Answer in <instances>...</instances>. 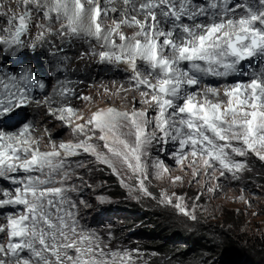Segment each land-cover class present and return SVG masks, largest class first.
Instances as JSON below:
<instances>
[{
    "label": "snow or ice",
    "instance_id": "obj_1",
    "mask_svg": "<svg viewBox=\"0 0 264 264\" xmlns=\"http://www.w3.org/2000/svg\"><path fill=\"white\" fill-rule=\"evenodd\" d=\"M121 2L123 7L117 0H107V6L101 0H0V44L22 47V37L40 17L47 23L37 25L41 31L28 45L35 49L46 35L54 34L53 22L58 23L56 35H85L97 42L100 51L93 55L100 62L126 65L140 103L147 106H133L131 111L109 106L87 117L77 115L70 105L50 107L49 115L71 128L76 139L56 144L45 128L50 150L42 151L34 125L21 111L32 101L25 88L12 91L18 82H31L32 69L26 66L6 76L7 94L0 97V178L15 187L0 189V208L18 210L0 225V233L8 236L7 245L0 244V264H133L130 252H106L94 233L78 229L76 213L70 210L76 204L65 195L74 190L64 184L70 175L69 157L87 153L116 175L127 168L146 196L151 193L144 183L149 176L143 158L153 141L177 143L175 163L182 171L190 168V183L201 184L211 194L221 187L219 177H236L245 169L232 154L254 153L264 161V72L229 84L222 95L220 87L207 85L203 91H190L207 77L232 76L243 61L264 60V0ZM109 13L115 15L105 27ZM123 27L135 31L128 36ZM94 141L103 142L106 151ZM77 167H86V162H77ZM152 168L157 178L170 176L163 160L154 161ZM171 180L182 183L183 177ZM173 197L179 213L195 221L183 197L162 192L160 201L173 204ZM239 199L251 203L243 195Z\"/></svg>",
    "mask_w": 264,
    "mask_h": 264
},
{
    "label": "rangeland",
    "instance_id": "obj_2",
    "mask_svg": "<svg viewBox=\"0 0 264 264\" xmlns=\"http://www.w3.org/2000/svg\"><path fill=\"white\" fill-rule=\"evenodd\" d=\"M2 2L9 3L10 0H2ZM12 2L14 4V0H12ZM138 2L139 0H137V3ZM196 2L204 3L205 0H196ZM235 2L236 0H233V3ZM101 3L107 6V0H101ZM117 4L120 7L123 6L121 0H117ZM113 15L115 14L109 13V18L104 20L103 23L105 27L111 25ZM140 18L143 19V17ZM3 19V17H0V21ZM44 23L47 22L40 17L33 20L30 34L22 37L24 42L22 47L9 49L6 48L5 45L0 44V63H6L8 61L7 58L16 51L29 52L30 58L26 61L28 62L27 65L31 62L30 65L32 66L33 64L37 65V62H42L43 65L48 63L46 69L41 67L40 69L37 68V71L34 69L36 74L39 73L40 70L46 72H44L42 76H44L47 85L44 86L42 94L38 95L33 102L30 103L28 109L22 113L23 117L26 118V122H30L34 125V135L41 141L40 148L42 151L50 150V140L48 135L45 134V128L51 131V139L56 144L76 139L71 128L65 127L61 121L49 115L50 107L60 108L63 105H70L76 110L77 115H83L85 117L90 116L92 112L99 108H106L109 106L122 111H131L133 106L137 109L147 107L140 103L141 97L139 92L133 89L132 82L129 79L132 73L127 69L126 65L117 64L115 62L102 63L99 61L98 55H93V53H98L100 51L94 39L85 35H56L55 33L59 30L60 25L53 22L52 32L54 34L46 35V39L42 43H38L35 49L29 47L28 45L33 42L36 35L41 31L37 25ZM0 27H3L2 23H0ZM122 31L126 35L131 36L135 29L131 28L129 30L127 27H123ZM117 42H119L118 38ZM60 46L71 51L66 53L67 56L72 59L69 65L74 71V73H72L74 76L72 81L78 83L77 86L79 88L77 90L81 92L76 93V101L71 103H65V101L68 100V94L62 95V92H70V89L64 87V82H59V87L57 88L50 86L55 81L49 73H56L58 70L57 67L52 66L54 64V50ZM40 52L44 53L42 54L44 57L39 54ZM56 61L59 62L58 60ZM254 72H264V60L254 58L251 61H243L238 71L232 76L227 78L207 77L199 88L190 89V91H203L205 85H207L211 87H220L222 95L224 87L237 81H246ZM68 86H70V83ZM106 89L108 91H105ZM125 89H127V91H125ZM78 97H90V99L82 100L78 99ZM35 101H39V103ZM31 113H33L32 116L28 117V114ZM149 113L151 115L155 114L151 109H149ZM75 123H83V121L75 120ZM94 143L97 144L100 150L106 151L102 148L103 142L94 141ZM177 149L178 144L170 140L166 144L153 141L152 144L147 147L148 155L143 159L148 165L147 172L149 178L145 180L144 183L148 192L151 193L150 196H146L139 191L137 183L138 178L127 168H120V175H116L113 174L111 168L107 165L96 163L95 157L87 153L82 152L79 156L69 157L68 161L71 163V168L68 170L70 175L64 184L66 187H70L74 190L66 192L65 195L69 198L70 202L76 204V207L70 210L76 213L75 219L78 229H82L86 233H94L96 237L99 233V239L103 237V235L101 234L102 232L99 231L97 224L101 222L100 218L104 217L103 214L114 211V215L116 212L119 215H123V210L130 208L129 205H135L143 210H152V212L155 213L160 211L170 212L177 217V222L185 223L188 227L193 229H196V227L200 225H205L209 228H216L223 225L224 229H231L234 223L228 222V218H230L229 214H233V217L230 219L235 218L233 220L240 223L239 231L240 233H244L243 236L248 238L254 237L258 240L264 239V187L258 184H252L249 189L240 187V182L246 181L249 174L248 170H246V161L250 159L261 160L254 153H247L243 157L232 154L234 160L243 161L245 163V169L237 173L236 177H233L232 174L219 177L221 187L214 194H211L205 191L201 184L190 183V181H192L191 169L185 168V170L182 171L181 167L177 165L174 158H172V154ZM156 160L164 161L170 169V176L167 174H165L163 178H157L155 176V169L152 168V163ZM79 161L86 162V167H77V162ZM21 175L23 174L21 173ZM175 176H182L183 182L174 184L171 177ZM56 179L59 180V177H56ZM121 179L124 181L123 186L121 184ZM200 179L202 181L203 177L201 176ZM231 183L237 186L233 188L230 186ZM14 187L15 186L8 180L0 178V189H12ZM162 192L167 193L168 196H173V194H175V196L183 197V203L190 211H194L197 219L192 221L180 214L174 207V203L176 202L175 197H173V204H168L167 202L161 203L160 196ZM201 192H203V195L197 200L196 197ZM241 195L244 196L245 200L251 203L246 204L242 202L239 199ZM81 201L85 203H81ZM65 207H67V205ZM17 210L18 209H12L10 207L0 208V225H6L7 214ZM102 210L104 211L102 212ZM95 215H98L95 219V224L85 223L87 219ZM111 215L112 213L109 214L107 218ZM116 223L120 222H110L107 227L117 229L120 224ZM7 242V233H0V244L7 245ZM134 243L135 242H130L129 244H133L135 247H141ZM112 249L113 248H110V251ZM120 252L122 253V251ZM130 253L134 255V253ZM149 256L152 259L150 264H158L155 255L150 254ZM220 258L224 259L221 262L222 264H242L241 262L238 263V261H241L240 257L232 258V256L225 255ZM181 259L182 257L175 256V260L172 264H178ZM187 260H185V262L182 261L181 264H196L202 259L193 257ZM250 260L255 261L256 264H264V258H253Z\"/></svg>",
    "mask_w": 264,
    "mask_h": 264
},
{
    "label": "trees",
    "instance_id": "obj_3",
    "mask_svg": "<svg viewBox=\"0 0 264 264\" xmlns=\"http://www.w3.org/2000/svg\"><path fill=\"white\" fill-rule=\"evenodd\" d=\"M246 164L249 174L246 181L240 182V187L249 189L252 184L264 187V162L250 159ZM230 186L235 188L237 185L231 183ZM129 207L122 211L123 215L117 212L114 215V211L103 214L104 217L100 218L101 222L97 225L103 235L99 241L104 246V250L132 252L133 264H150L152 260L150 254L156 256L158 264H172L175 256L182 257L178 264L193 257L202 259L196 264H222L224 259L220 257L225 255L232 258L240 257L241 261L238 263L242 264H256L250 259L264 258V239L243 236L244 233L239 231L240 223L233 220L235 218L230 219L233 214H229L230 218H228V222L234 223L231 229L226 230L223 225L216 228L200 225L201 227L193 229L185 223L177 222V217L170 212L155 213L135 205ZM111 213L112 215L107 218ZM97 217L98 215H95L85 223L95 224ZM114 221L120 222L116 223L120 224L117 229L107 227L108 223ZM130 242H135L134 244L141 247H135L129 244ZM110 248L113 249L110 251Z\"/></svg>",
    "mask_w": 264,
    "mask_h": 264
},
{
    "label": "bare ground",
    "instance_id": "obj_4",
    "mask_svg": "<svg viewBox=\"0 0 264 264\" xmlns=\"http://www.w3.org/2000/svg\"><path fill=\"white\" fill-rule=\"evenodd\" d=\"M120 4H121V3H120ZM122 7H123V6H122ZM127 29L130 30L131 28H128V27H127ZM57 49H58V48H57ZM69 51H70V50H69ZM16 52H18V51H16ZM16 52H15V53H16ZM70 52H71V51H70ZM15 53H14V54H15ZM39 54H40L42 57H44V56L42 55V54H44L43 52H40ZM7 60H9V58H7ZM57 60H58V59H57ZM39 62H40V60H39ZM49 62H51V61H49ZM26 63H27V62H26ZM60 64H61V65H64V64H62V63H60ZM23 65H24V64H23ZM45 65H46V66H45ZM45 65H43L42 62H40V63L37 62V65H33L32 68L35 69L36 71H37V68L40 69V67L43 68V69H46L48 63L45 64ZM44 72H45L44 70H43V71L40 70V71H39V74L44 75ZM45 73H46V72H45ZM73 77H74L73 74H71L70 76H67V77H65L64 79H61V78H59V76H58L57 74H55V78L58 79V82H56V80L54 79L55 82H54L52 85H50V86H51V87L54 86V87L57 88V87H59V82H64V87L67 86V88H68L69 83H70V86L77 85L78 83H77L76 81H72V78H73ZM38 79H40V77H38ZM41 80H42V79H41ZM43 82H44V81H43ZM75 82H76V83H75ZM45 83H47V82H44V84H45ZM46 85H47V84H45V86H46ZM71 89H73V87L70 88V90H71ZM54 91H55V90H54ZM80 93H81V92H80ZM67 94H68V92H67ZM76 98H77V96H76L75 98L71 99V100H66L65 103H71V102H74V101H76ZM29 106H30V104L27 106V108H28ZM145 106H146V105H145ZM27 108H26V109H27ZM24 111H25V110H24ZM32 114H33V113L28 114V115H29L28 117L32 116ZM28 117H27V118H28ZM33 117H34V116H33ZM33 117H32V118H33ZM35 121H36V120H35ZM29 123H30V122H29ZM4 217H5V216H4Z\"/></svg>",
    "mask_w": 264,
    "mask_h": 264
},
{
    "label": "clouds",
    "instance_id": "obj_5",
    "mask_svg": "<svg viewBox=\"0 0 264 264\" xmlns=\"http://www.w3.org/2000/svg\"><path fill=\"white\" fill-rule=\"evenodd\" d=\"M68 94H69V92H68ZM68 100H71V99H68Z\"/></svg>",
    "mask_w": 264,
    "mask_h": 264
}]
</instances>
